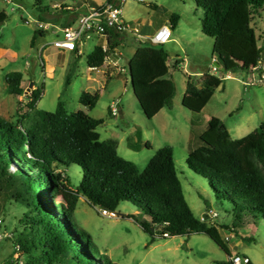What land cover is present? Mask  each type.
<instances>
[{
    "label": "rangeland",
    "instance_id": "1",
    "mask_svg": "<svg viewBox=\"0 0 264 264\" xmlns=\"http://www.w3.org/2000/svg\"><path fill=\"white\" fill-rule=\"evenodd\" d=\"M47 5V0L0 1V12L6 14L0 23V117L18 123L28 112L27 104L35 91L39 97L31 111L34 114L54 111L61 101L68 113L81 110L90 117L102 118L103 123L96 128L100 139L117 140V153L132 161L139 172L158 148L171 146L187 204L196 218L217 227L230 255L202 232L162 236L158 225L152 223L155 229L151 233L144 231L140 221L149 216L131 202H120L115 208L114 212L122 215H106L101 207L91 205L80 195L72 216L77 228L90 236L94 252L113 264H231L230 257L235 254L247 256L249 264H264V217L240 204L233 212L232 204L216 198L208 179L193 173L185 163L189 150L201 144L198 135L212 116L222 121L232 139L247 135L264 122V84L244 85L251 73L233 70L227 49L220 54L213 52V38L201 32L202 9L195 0H129L121 5L122 17L138 24L144 36L152 35L163 23L172 32L170 40L160 47L167 55V77L174 82L175 92L171 106L151 118L143 114L130 85L128 60L138 41L125 36L115 52L121 60L110 53L100 67H88L86 56L101 40L92 35L82 42L79 57L73 51L57 53L51 45V30L35 33L39 15L48 18L47 12L41 10ZM172 14L178 17L174 28L167 22ZM252 25L258 43L264 46V10L254 14ZM217 58L227 66L232 78H221L227 71H212ZM12 71L22 73L25 90L33 82L30 91L24 90L19 96L8 93L5 78ZM188 78L199 84H215L199 112L181 104ZM83 92L98 94L92 109L79 102ZM113 103L121 113H109ZM26 121L22 119L23 123ZM62 169L75 189L82 178L81 167L69 164ZM59 199L58 196L56 200ZM23 210L0 193L3 234L17 237L22 229L19 218ZM205 214L207 218L203 219ZM15 255L26 264L27 257L21 249L16 250L11 239L2 237L0 262L14 261Z\"/></svg>",
    "mask_w": 264,
    "mask_h": 264
},
{
    "label": "trees",
    "instance_id": "2",
    "mask_svg": "<svg viewBox=\"0 0 264 264\" xmlns=\"http://www.w3.org/2000/svg\"><path fill=\"white\" fill-rule=\"evenodd\" d=\"M195 3L202 9L201 32L213 38V52L220 54L227 49L233 70L252 69L264 53L252 25L254 14L264 10V0ZM5 19L6 14L0 12V23ZM177 22V15H170L172 28ZM123 38L110 32L105 49L98 44L87 54V66L100 67ZM160 45L138 41L128 60L132 92L147 118L170 107L175 92L174 82L167 77V55ZM5 79L9 94L24 93L21 72H9ZM214 85L188 78L181 104L201 111ZM31 95L28 112L18 123L0 117V193L24 209L19 218L22 229L16 238L11 233L6 238L26 255V264H113L94 252L90 236L73 220L80 195L107 211H114L120 202H131L149 216L140 221L144 231L151 233L155 229L152 223L158 225L162 236L202 232L230 255L217 227L196 218L187 204L171 146L158 148L139 172L132 161L117 153V140L100 139L96 128L103 123L102 118L90 117L81 110L68 113L61 101L54 111L34 114L31 111L39 96L35 91ZM78 100L92 109L98 94L83 92ZM22 119L27 121L23 123ZM198 139L201 144L186 156L187 167L208 179L216 198L232 204L233 212L240 204L264 217V122L247 135L232 139L222 121L212 116ZM69 164L82 169L75 189L62 169Z\"/></svg>",
    "mask_w": 264,
    "mask_h": 264
},
{
    "label": "built area",
    "instance_id": "3",
    "mask_svg": "<svg viewBox=\"0 0 264 264\" xmlns=\"http://www.w3.org/2000/svg\"><path fill=\"white\" fill-rule=\"evenodd\" d=\"M4 2H10L12 0H0ZM129 0H107L98 6L90 7L85 12H80L76 16L75 23L72 25L65 26L60 29V35L56 36L51 45L58 52L73 51L76 49L77 54H81V43L85 42L90 36L95 35L101 37L103 43L101 44L103 49L106 48L107 37L110 32H116L122 36H131L135 40L147 44L160 45L168 42L171 38V29L169 25H161L152 35L144 36L141 33V29L138 24H134L131 21H127L122 17V4H125ZM135 2H141L142 0H133ZM54 9H72V6H62L61 4H53ZM37 30L39 31H48L51 27L50 24L37 21L36 23ZM77 46L79 48H77ZM45 45L39 48V54L41 53ZM105 58H108L106 56ZM41 66H44L43 60L39 59ZM211 65L213 72L218 70H227L223 67L219 60L214 61ZM248 72L251 73V78L248 81H244V85H254V84H264V53L262 58L257 61L254 67ZM221 78H232V75L229 71L222 76ZM110 113L112 115H117L119 111L115 107V104H111ZM102 214L106 215H115L113 211H107L102 209ZM212 216L215 214L212 213ZM216 216V215H215ZM2 220L0 219V239L4 236L11 237V234H3L1 232ZM17 249V247H16ZM15 260L13 262L4 261L0 264H24L17 255L14 256ZM231 264H249V258L240 254H235L230 257Z\"/></svg>",
    "mask_w": 264,
    "mask_h": 264
},
{
    "label": "crops",
    "instance_id": "4",
    "mask_svg": "<svg viewBox=\"0 0 264 264\" xmlns=\"http://www.w3.org/2000/svg\"><path fill=\"white\" fill-rule=\"evenodd\" d=\"M107 0H47L48 5L46 7L41 8L42 12H47V19H44L41 15L38 17V21L50 24L51 27L48 31L51 30L52 34L54 35V38L58 35H60V29L72 25L75 23L76 16L80 12L87 11L90 7L101 5L102 3L106 2ZM61 4L62 6H72V9L66 10V9H54L52 7L53 4ZM167 22H169V18L167 19ZM166 23H163L162 25H165ZM170 24V23H169ZM37 30V29H36ZM39 31V30H37ZM47 32V31H42ZM98 40H101V44L103 43V40L101 37H98ZM77 48H79L77 46ZM81 49V48H80ZM57 53H59L57 51ZM64 53V52H63ZM75 55L80 56V54L75 53ZM162 110V109H161ZM160 110V111H161ZM159 113V112H158ZM157 113V114H158Z\"/></svg>",
    "mask_w": 264,
    "mask_h": 264
},
{
    "label": "water",
    "instance_id": "5",
    "mask_svg": "<svg viewBox=\"0 0 264 264\" xmlns=\"http://www.w3.org/2000/svg\"><path fill=\"white\" fill-rule=\"evenodd\" d=\"M113 55H114L116 58H119V59L121 60V58H120L117 54L114 53ZM214 63H215V62H214ZM32 86H33V82L30 81L25 91H26V92H27V91H30V89H31ZM119 113H121V111H119ZM113 213L116 214V215H122V214L119 213V212H114V211H113ZM206 218H207V215L205 214L204 217H203V219H206Z\"/></svg>",
    "mask_w": 264,
    "mask_h": 264
}]
</instances>
